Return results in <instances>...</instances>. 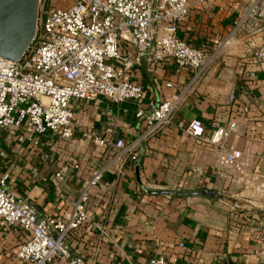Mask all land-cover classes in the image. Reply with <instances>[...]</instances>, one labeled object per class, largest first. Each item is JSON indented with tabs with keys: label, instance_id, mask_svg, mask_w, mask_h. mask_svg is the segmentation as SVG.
<instances>
[{
	"label": "crops",
	"instance_id": "crops-1",
	"mask_svg": "<svg viewBox=\"0 0 264 264\" xmlns=\"http://www.w3.org/2000/svg\"><path fill=\"white\" fill-rule=\"evenodd\" d=\"M70 2L47 0L57 7ZM248 3H195L179 24V37L203 48L206 55L213 54V62L184 97L173 124L143 140L133 155L125 158L122 175L109 170L91 189L87 212L92 219L103 221L108 236L100 239L96 230L85 225L66 239L70 250L87 264H144L157 255H163L168 264H262L258 235L264 234L263 221L244 229L229 228L228 214L234 203L228 200L249 210L262 209L264 193L237 194L238 190L225 188L214 171L215 151L184 131L195 119L203 123L206 133L234 120L237 131L227 143L264 156V64L247 51L250 41L253 49L264 47V20L251 37L242 29L234 31V22ZM191 76V70L178 68L172 60L141 62L126 73L130 80L150 85L144 106L159 104L181 91ZM135 109L133 102L115 104L100 96L75 102L73 138L63 141L52 133L45 134L46 158L42 149L16 144L3 134L0 173L8 172L13 192L29 202L40 217H59L69 209L67 199L79 195L91 171L115 152L110 143L99 146L95 138L109 142L122 138L129 144L145 130V124L135 118ZM61 166L69 167L63 182L54 177ZM195 166L201 168V174L193 173ZM261 166L264 174V161ZM198 188L214 190L215 199L165 194ZM246 196L252 200L249 207ZM23 241V232L0 220V264H26L15 256ZM180 241L184 248L178 246Z\"/></svg>",
	"mask_w": 264,
	"mask_h": 264
},
{
	"label": "built area",
	"instance_id": "built-area-1",
	"mask_svg": "<svg viewBox=\"0 0 264 264\" xmlns=\"http://www.w3.org/2000/svg\"><path fill=\"white\" fill-rule=\"evenodd\" d=\"M213 0H71L66 7L38 0L34 36L16 61L0 57V139L3 134L16 144L43 150L47 133L67 141L76 129L72 106L77 101L89 102L97 97L122 104H136L135 118L145 124V130L133 142L122 138L105 141L95 138L99 146L110 143L113 156L91 171L81 186L79 195L67 199L69 209L59 217H40L33 206L17 196L8 184V172L0 173V220L7 227L24 234L16 258L26 264H87L70 250L69 235L87 225L99 238L108 236L103 221L94 220L87 212L91 189L109 170L122 175L125 158L133 155L143 140L163 132L173 124V118L184 97L202 79L213 62V54L195 48L178 35L179 24L188 16L191 6ZM264 20V0H249L241 16L234 22V31L242 29L252 36ZM259 64H264V47L252 48ZM172 60L178 68L189 69L191 79L179 92H174L159 104L143 105L150 85L130 80L126 73L137 64L161 63ZM171 87V83L165 84ZM243 111H247L246 106ZM184 131L215 151L214 171L225 188L232 191L264 193L262 155H252L227 143L237 131L236 122L217 125L206 133L200 120H191ZM0 149V158H1ZM201 174L200 167L192 168ZM68 166H61L54 177L65 181ZM233 196V195H232ZM248 206L250 197H244ZM239 208L232 204V210ZM259 260L264 264V234ZM179 247L185 244L180 241ZM144 264H168L163 255L149 258Z\"/></svg>",
	"mask_w": 264,
	"mask_h": 264
},
{
	"label": "water",
	"instance_id": "water-1",
	"mask_svg": "<svg viewBox=\"0 0 264 264\" xmlns=\"http://www.w3.org/2000/svg\"><path fill=\"white\" fill-rule=\"evenodd\" d=\"M37 11L38 0H0V57L10 61L21 57L34 36ZM165 194L200 196L209 200L216 196L214 190L207 188L167 191Z\"/></svg>",
	"mask_w": 264,
	"mask_h": 264
},
{
	"label": "trees",
	"instance_id": "trees-1",
	"mask_svg": "<svg viewBox=\"0 0 264 264\" xmlns=\"http://www.w3.org/2000/svg\"><path fill=\"white\" fill-rule=\"evenodd\" d=\"M230 203H238L239 208L231 210L228 214L229 219V228H233L235 230L244 229L249 225H255L256 220L252 218L250 214H256L258 216L264 217V210L261 209H245L242 208V204L240 202H236L234 200H228ZM245 213H248L250 216H244Z\"/></svg>",
	"mask_w": 264,
	"mask_h": 264
},
{
	"label": "rangeland",
	"instance_id": "rangeland-1",
	"mask_svg": "<svg viewBox=\"0 0 264 264\" xmlns=\"http://www.w3.org/2000/svg\"><path fill=\"white\" fill-rule=\"evenodd\" d=\"M242 208H243V204H242ZM245 209H246V207H245ZM261 210H264V208H262ZM245 214H246V213H245ZM247 216H250V215L247 214ZM258 218H259V219H255V220H256V221H258V220H262V221H263L262 226H264V218L261 219V216H258Z\"/></svg>",
	"mask_w": 264,
	"mask_h": 264
}]
</instances>
